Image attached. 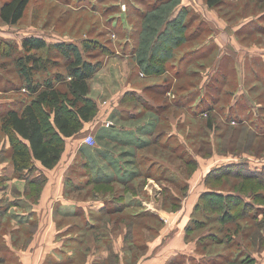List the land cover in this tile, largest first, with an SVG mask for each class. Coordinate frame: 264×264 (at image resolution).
<instances>
[{
    "label": "rangeland",
    "instance_id": "obj_1",
    "mask_svg": "<svg viewBox=\"0 0 264 264\" xmlns=\"http://www.w3.org/2000/svg\"><path fill=\"white\" fill-rule=\"evenodd\" d=\"M170 20L176 21L171 28ZM192 34L197 36L190 43L179 45ZM31 37L82 50L83 40L97 41L89 59L98 64L90 80L98 114L66 141L64 152L65 160L75 156L70 172L77 182L64 180L61 171L51 177V170H42V181L30 189L41 194L52 183L54 190L70 189L69 201L85 203L65 220L69 236L85 247L75 255L77 264H166L202 194L223 186L237 192L243 184L245 191L264 193V187L240 179L205 182L208 173L230 164L264 175V0H225L216 8L206 0H32L18 24L0 20V101L30 102L37 95L20 86L14 63ZM173 37L179 40L173 43ZM36 54L51 61L47 71L34 73L39 90L47 75L70 77L55 48ZM157 59L165 63L163 74L145 67ZM90 135L96 146L85 142ZM162 143L171 145L164 149ZM150 171L161 179L147 177ZM91 176L103 179L93 182ZM21 185L27 189L28 182ZM98 203L108 210L100 211ZM215 214L195 217L207 222ZM219 226L207 222L186 236L184 251L195 242L206 257L224 252L201 239ZM202 257L192 264H206ZM260 259L264 264L263 254Z\"/></svg>",
    "mask_w": 264,
    "mask_h": 264
},
{
    "label": "trees",
    "instance_id": "obj_2",
    "mask_svg": "<svg viewBox=\"0 0 264 264\" xmlns=\"http://www.w3.org/2000/svg\"><path fill=\"white\" fill-rule=\"evenodd\" d=\"M31 1L4 0L3 5L0 7V20L6 24H18L24 17ZM224 1L206 0V3L209 7L216 8L223 4ZM175 20H170V28L173 24L176 25ZM196 36L192 34L182 38L179 45L184 41L185 45L190 43V38H195ZM173 38V43L179 40L178 37ZM95 45H97L95 40H83L82 50L75 43L62 42L50 45L43 38L31 37L22 42V48L25 51L24 55H19L15 58V66L22 78L20 86H26L28 90L37 95L30 102L15 98L9 107H4V104L0 105V136L8 137L11 145L9 150L0 153V159H5L4 154L9 153L17 176L28 182L27 191L29 192L28 194L33 195L32 199L34 201L41 194L39 192H31L30 189L39 181H42L43 178L40 173L42 171L36 167V163L39 162L42 167L48 170L56 168L66 150V141L78 135L84 126L96 118L98 114V103L91 96L90 86V80L98 70V64L93 63L89 59L92 55L91 51L95 49ZM166 46L164 50L167 49ZM54 48L64 58L65 67L67 66L70 77L60 73L47 75L46 79H44V88L39 90L41 89L40 84L37 83L34 73L47 71L51 61L48 56L44 58L36 54V52ZM84 52L89 56H86ZM207 53L209 54V52ZM207 53L204 54L207 55ZM154 62L156 64L153 65L144 63L147 64L145 67L154 72V74H163L166 70L164 67L165 63L159 59L154 60ZM9 83L10 80L5 82V85ZM20 88L17 87V89ZM219 90L221 91V88ZM124 144L135 148L143 146L138 143L125 142ZM170 145L171 143L166 144L165 147V144H160L164 149H169ZM94 146H96L95 143ZM98 155H101V151L98 152ZM90 165L89 163L88 167ZM233 166H238L239 169L233 168ZM36 171L39 174L38 176L34 175L36 176L34 178L32 175ZM91 178L93 182H98L101 177L95 178L91 176ZM232 178L240 179L246 183L253 182L258 186L264 187V175L249 170L244 164H230L225 169L216 168L207 174L205 182L209 186L208 184L211 182L220 183L225 181L226 183ZM169 180L174 181L171 177ZM240 188L241 191L237 192L230 189L225 190L224 186L218 189L208 188L209 191L200 196V203L195 207L185 229V234L188 237L205 227L207 222H219V227L216 229L210 228L211 230H208L207 235L204 238L201 237V239H204L203 245L205 247H221L224 252L215 251V254L213 253L208 257L201 255L203 253L199 251L197 252L199 249H194L192 254L177 252L172 257L171 264L196 263L202 256H204L202 258H205L206 264H258L253 253L256 251L260 253L264 250V206L259 204L264 202V193L254 189L245 191L244 184L243 186L240 185ZM213 200H218V204L213 203L214 206H212L211 202ZM105 208H101L100 211L108 210ZM210 211L214 212V214L216 213V216L213 218L209 217L207 222L195 217L202 212ZM107 213L109 212L107 211ZM234 248L236 249L234 250ZM231 250L234 251L231 252Z\"/></svg>",
    "mask_w": 264,
    "mask_h": 264
},
{
    "label": "crops",
    "instance_id": "obj_3",
    "mask_svg": "<svg viewBox=\"0 0 264 264\" xmlns=\"http://www.w3.org/2000/svg\"><path fill=\"white\" fill-rule=\"evenodd\" d=\"M12 102L14 100H1L0 105L5 104L9 107ZM0 140V153L11 148L8 137L0 136ZM68 149L66 146L67 151ZM65 154L59 165L51 171L42 167L39 162L36 163V167L41 171H49L51 177L56 171H61L60 176L63 174L64 180L67 179L68 181L69 179L77 182V179L70 172V167L75 163V156L73 159L65 160ZM4 155L6 158L0 159V249L4 253L0 255V262L15 260L17 264H77L76 260L73 261L75 255L80 256L85 247H80V244L78 247L77 241L69 236L68 232L71 225L65 223V220L76 214V207L85 209V203L82 205L69 201L66 196L70 193V189H68V193L64 192V187L63 190L60 187L54 190L52 183H48L40 197L34 201L33 195L28 194L27 189L21 185L22 179L17 176L10 157L6 153ZM167 173L176 178L172 171H167ZM147 175V177L156 175L161 179V175L152 171ZM160 179L157 178V180ZM23 181L26 182V180ZM98 204L99 208L102 204ZM193 210L192 208V213ZM147 212L154 217L158 216L152 210H147ZM184 238H186L185 233L181 234L172 257L177 252L193 253L195 242H190L188 250L184 251L183 246L186 243H183ZM4 248L6 249L4 250ZM257 253L258 256L255 252L253 256L261 262L262 259L260 258L262 254L264 255V250ZM171 260L170 257L166 264L170 263ZM101 261L99 260L96 264L102 263Z\"/></svg>",
    "mask_w": 264,
    "mask_h": 264
},
{
    "label": "built area",
    "instance_id": "obj_4",
    "mask_svg": "<svg viewBox=\"0 0 264 264\" xmlns=\"http://www.w3.org/2000/svg\"><path fill=\"white\" fill-rule=\"evenodd\" d=\"M85 142L88 143V144H90V145H94L95 139H94L93 136L90 135V136H88V137L85 138Z\"/></svg>",
    "mask_w": 264,
    "mask_h": 264
}]
</instances>
